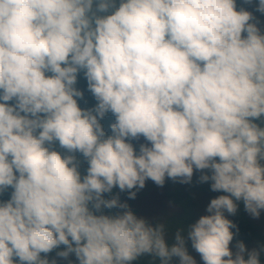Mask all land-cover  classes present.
Instances as JSON below:
<instances>
[{"label":"clouds","instance_id":"1","mask_svg":"<svg viewBox=\"0 0 264 264\" xmlns=\"http://www.w3.org/2000/svg\"><path fill=\"white\" fill-rule=\"evenodd\" d=\"M244 3L264 15V0ZM257 25L236 0H0V194L12 189L0 201V264H56L48 254L61 245L57 256L78 264H196L183 229L169 246L164 223L104 198L118 187L135 199L147 180L189 184L194 170L227 193L187 228L203 264H261L264 246L233 253L225 216L238 201L253 218L264 211ZM80 72L93 108L77 102Z\"/></svg>","mask_w":264,"mask_h":264},{"label":"rangeland","instance_id":"2","mask_svg":"<svg viewBox=\"0 0 264 264\" xmlns=\"http://www.w3.org/2000/svg\"><path fill=\"white\" fill-rule=\"evenodd\" d=\"M241 7L253 13L258 21L257 26L264 32V15L255 11V5L244 4L238 7L237 10ZM107 117L106 115L100 123L104 126V124L107 125L110 122L108 124L110 129V125L113 122ZM140 143L147 142L141 137L134 145L137 150ZM261 163L264 164V161ZM201 174V172L194 170L192 181L189 184L173 182L166 178L165 184L160 187L151 180H147L145 187L133 204V213L138 218L165 224V239L169 246L175 243L176 231L183 229L182 235L185 237V247L189 255L196 260V264H203V261L200 255L192 248L191 241L187 238V228L189 225L196 223L200 217L209 214L206 209L213 198L227 195V193L212 191L210 188L211 181L201 183L199 181ZM204 174L210 175L211 173L209 170H204ZM236 203L238 206L237 212L234 215H230L225 211V216L227 219L237 217L248 223L254 229L255 238L251 244L245 247L248 251L259 249L264 246V211L261 212L259 218H253L245 211L242 201ZM235 246L232 242L229 246L233 253L236 251ZM260 255L264 257V251ZM48 259L50 261L55 259L56 264H78L77 259L71 255L68 259L60 258L57 255L49 256ZM150 264H160V261L158 258L152 257ZM170 264H179V258L173 257Z\"/></svg>","mask_w":264,"mask_h":264},{"label":"trees","instance_id":"3","mask_svg":"<svg viewBox=\"0 0 264 264\" xmlns=\"http://www.w3.org/2000/svg\"><path fill=\"white\" fill-rule=\"evenodd\" d=\"M236 4H237V8H238L242 5H244L245 3H244V0H236ZM75 87L78 90L83 92V99L77 98V102H78L79 106L81 108H93L97 102L95 101L94 97L92 96V94L87 89V81L83 75V72H80L78 74L77 84L75 85ZM10 103H13V102H10ZM107 116H108L107 118L110 121H112L113 123L115 122V118H114V116H112L111 113H108ZM261 119L263 120V117ZM255 122L258 124L261 123V121H255ZM108 124L107 125L104 124L103 127L105 130V133L107 135H110L111 132H110V129L108 127ZM131 142L133 143V145H135L137 143V141H135V140L131 141ZM55 147H56V150H58L62 154H64V151L62 149H59L58 145H56ZM76 155H77L78 159L83 160V158H82V156H80V154L77 153ZM87 167H88L87 162H82L81 167H80V172H81L82 177H83V175L86 174ZM141 190L142 189H133L132 191L136 192V197H135V199H130L128 192H126V191L121 192L119 190V188L117 187V188H114L111 193H105L104 198L110 199L112 196L118 195L120 202L121 203H127V205L129 206L128 210H131L133 212L134 201L139 197ZM11 191H12V189L9 188L5 193L0 194V201L8 200L10 198ZM102 211H103V214H106V215H116L118 213H122L125 210L120 209V208H113V209L104 208V209H102ZM229 220H231L236 225V228L232 229V231L234 233V238L232 240V243L236 245L237 242H243L245 246L251 244L255 238L254 229L248 223H246L245 221H243L240 218L232 217ZM147 221L150 224H152L153 226L157 224V222L152 221V220H147ZM237 229H238V232H237ZM64 249H65V246L61 245L58 249H54L51 253H49L48 257L57 255V252L63 251ZM41 255L43 256L44 254H41ZM71 256L75 257L74 254H72ZM151 260H152V256L144 255V256L137 258L135 261H132L131 264H150ZM260 261H261V264H264V257L261 255H260Z\"/></svg>","mask_w":264,"mask_h":264}]
</instances>
